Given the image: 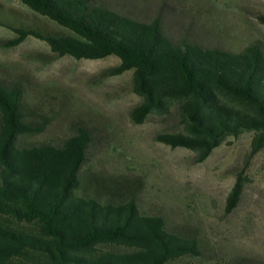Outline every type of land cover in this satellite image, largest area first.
<instances>
[{
    "label": "trees",
    "instance_id": "obj_1",
    "mask_svg": "<svg viewBox=\"0 0 264 264\" xmlns=\"http://www.w3.org/2000/svg\"><path fill=\"white\" fill-rule=\"evenodd\" d=\"M20 1L68 32L30 25L0 5V25L16 32L4 47L34 37L48 43L50 60L116 56L120 64L105 76L133 71V91L142 98L131 111L133 122L174 114L183 127L159 133L158 142L193 151L198 164L227 136L245 131L258 133L252 155L264 148V52L258 46L235 53L178 42L159 19L146 22L91 0ZM32 116L23 89L0 82V217L31 226L0 222V264H170L200 256L197 239L170 231L162 217L143 214L135 200L79 195L91 131L77 127L60 141L20 145V137L43 130ZM243 188L240 176L229 212ZM102 245L119 250L99 251Z\"/></svg>",
    "mask_w": 264,
    "mask_h": 264
},
{
    "label": "rangeland",
    "instance_id": "obj_2",
    "mask_svg": "<svg viewBox=\"0 0 264 264\" xmlns=\"http://www.w3.org/2000/svg\"><path fill=\"white\" fill-rule=\"evenodd\" d=\"M140 20H160L178 42L241 53L264 52V0H91ZM7 13L53 32L65 28L20 0H0ZM16 32L0 25V82L20 87L24 105L42 131L20 137V145L60 141L87 127L93 142L81 171L78 194L102 201L135 200L140 211L162 217L170 231L195 238L200 256L170 264H264V148L252 155L254 131L227 136L203 163L195 153L158 142L159 133L182 132L174 114L153 113L136 124L131 111L142 102L133 91V71L106 77L120 59L53 57L47 42L28 38L4 43ZM174 110V107L172 108ZM242 176L244 188L229 212V197ZM17 228L31 226L0 217ZM99 251L119 250L102 245Z\"/></svg>",
    "mask_w": 264,
    "mask_h": 264
}]
</instances>
